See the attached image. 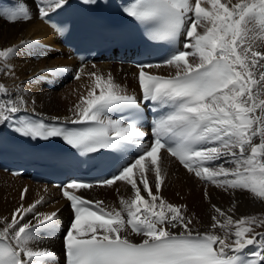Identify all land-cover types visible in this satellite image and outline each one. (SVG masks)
<instances>
[{
  "label": "snow or ice",
  "instance_id": "1",
  "mask_svg": "<svg viewBox=\"0 0 264 264\" xmlns=\"http://www.w3.org/2000/svg\"><path fill=\"white\" fill-rule=\"evenodd\" d=\"M66 4L67 0H38L39 15L44 19ZM122 11L148 26L150 41L173 46L165 61L139 66V100L111 75L91 72L93 86L81 97L73 117L47 123L29 118L25 94L13 96L0 82V125L11 123L21 136L61 138L82 153L122 152L130 146L138 150L109 178L71 180L60 186L73 210L63 236L65 264H264V232L257 231L264 229V216L234 218L229 213L235 205L227 212L212 205L209 227L200 231L182 211L186 206L173 205L160 195L167 175L163 150L195 177L264 201V51L258 50L264 45V0H135ZM6 18L17 22L31 16L26 6L18 5ZM181 36L182 49L174 47ZM16 51L15 46L0 50V75H13L9 60ZM162 66L174 67L175 75L144 70ZM45 72L53 74L51 69ZM80 75L78 71L74 79ZM141 104L160 113L151 123L148 146L143 143L148 133L141 124ZM31 112L34 116L35 109ZM113 112L127 113L128 118L114 119ZM149 174H154V181ZM118 181L134 192L120 199L119 208L106 209L103 201L76 194ZM26 193L25 188L21 200ZM41 203L37 199L22 204L10 222L0 219V264H55L53 251L35 246L58 227V213H40ZM132 235L139 236V242ZM258 243L259 250L244 255L247 247Z\"/></svg>",
  "mask_w": 264,
  "mask_h": 264
},
{
  "label": "bare ground",
  "instance_id": "2",
  "mask_svg": "<svg viewBox=\"0 0 264 264\" xmlns=\"http://www.w3.org/2000/svg\"><path fill=\"white\" fill-rule=\"evenodd\" d=\"M15 2V8L18 5L26 6L31 19L10 22L6 15L14 8L8 5L7 0H0V50L12 46L17 48L16 53L9 60L13 75H0V82L7 85L13 96L23 92L29 101V111L34 108L36 113L50 118L73 117V111L76 105L81 103V97H86L93 86L94 79L89 76L91 72L105 76L111 75L115 83L124 88L127 93L139 94L137 71L133 67L106 63L80 64L82 60L72 55L54 27L40 18L38 3L35 0H15ZM235 2L236 0H233V3ZM202 6L207 5L202 2ZM198 30L203 31L202 28ZM258 50L264 51V45ZM61 68L64 71H55ZM47 69L53 70V74L45 72ZM160 69H162L161 73L174 74L176 71L170 66H163ZM78 71L81 74L80 79H74ZM32 101H35L34 105ZM162 163L167 175L160 195L173 205L186 206L182 208V211L193 220L194 229H202L201 231L208 229L211 216L214 214L212 205L226 212L235 205L234 211L229 213L234 218L244 215L264 216V201L254 199L247 191H226L210 182L202 183L194 174L188 173L168 156L162 158ZM149 179L154 181V174H149ZM115 187H118L117 195L113 192ZM25 188L27 193L25 199L21 200V193ZM109 188L108 193L104 188L92 190L96 191L98 196L109 198L108 203L114 204L116 208L120 207L121 198L128 199L134 196L131 186L123 181ZM206 192L209 194L208 199L205 196ZM142 194L147 198L146 193L142 192ZM37 199H42V203L37 208L40 213H58L56 217L58 227L53 236L49 238L45 235L43 240L35 246L50 249L55 253V264H64L62 232L71 221L67 202L60 196L58 189L33 183L22 177H13L0 171V219L10 222L17 208L22 204L28 206ZM26 219H31V215ZM257 231L264 232V229H257ZM130 238L140 240V237L136 235ZM260 239L264 240V237ZM259 248L258 243L246 249L253 253Z\"/></svg>",
  "mask_w": 264,
  "mask_h": 264
},
{
  "label": "rangeland",
  "instance_id": "3",
  "mask_svg": "<svg viewBox=\"0 0 264 264\" xmlns=\"http://www.w3.org/2000/svg\"><path fill=\"white\" fill-rule=\"evenodd\" d=\"M5 2H6V1H5ZM70 80H71V79H70ZM71 81H72V80H71ZM208 198H209V194L207 195L206 199H208ZM201 230H202V229H201ZM201 230H200V231H201Z\"/></svg>",
  "mask_w": 264,
  "mask_h": 264
}]
</instances>
